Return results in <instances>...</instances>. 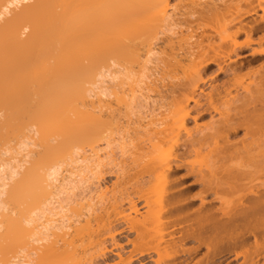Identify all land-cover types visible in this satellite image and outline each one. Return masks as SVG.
<instances>
[{
    "label": "bare ground",
    "instance_id": "1",
    "mask_svg": "<svg viewBox=\"0 0 264 264\" xmlns=\"http://www.w3.org/2000/svg\"><path fill=\"white\" fill-rule=\"evenodd\" d=\"M177 1L179 5L173 6L170 0H0V112L4 113L0 119V144H6L8 150L3 155L0 153V264H94L98 257L107 254L106 244L115 240L112 216L135 232L132 246L141 256L151 251L157 254L170 252L172 257L168 258V264H178L181 261L179 252H183L182 255L186 252L191 258L196 250L204 247L208 253L205 264H232V260L237 262L240 257L241 264H264V0H241L243 3L240 0ZM183 7L189 8L190 14L182 13ZM188 17L194 18L195 22H188ZM178 20L191 24L186 37L181 36L180 29L185 24ZM192 23L194 28L197 25L195 31ZM164 26L170 30L169 33L177 26L179 30L171 33V37L162 33L164 38L167 36L166 40H158L161 43L164 40L166 45L156 46L165 48L161 52L153 44L158 42L159 29L164 30ZM150 45L160 51L156 53L158 58ZM167 48L171 49L170 53L165 52ZM245 49L250 58L253 57L252 61L246 58V63L241 58ZM164 53L168 55L162 57ZM143 54L146 60L155 56L159 61L162 57L159 63L177 75H169L165 71L166 77L169 79L173 75L169 80L177 79L179 85L174 80L178 85L176 90L175 85L170 87L174 82H169V100L164 97L165 90L159 91L167 102L164 101L161 108L157 106L158 110L164 106L168 107L167 110L158 111L152 106L158 112L153 111L151 105L147 107L149 101L147 104L144 100L148 110H139V113L134 109L129 117L133 120V115L138 120L129 122L126 113H131L132 105L134 108L141 105H137L140 98H136L133 86L136 83L140 86V82L142 85L148 83L152 74L149 72L156 67L148 69L147 65L157 60L151 62L150 59L151 63L144 61ZM140 58L143 59L141 62ZM136 63L143 65L138 68ZM111 64H114L113 69ZM209 64L217 65L222 71L225 69L227 73L223 77L227 79L217 87H221L219 90H212V95L210 91L206 97V89L204 93L201 90L203 78L206 79V72L203 77L204 67ZM222 64L226 68L220 67ZM115 65L121 66L119 70ZM158 67L160 70V64ZM120 69H127L126 74ZM164 69L161 67L158 71L162 73ZM243 69L248 72H243ZM145 70H150V75L144 74ZM113 74L122 78L116 81ZM108 75H113L118 84L111 79L112 85ZM105 79L110 81L111 88L104 87L109 86L104 85L108 82ZM142 85L139 88L144 89ZM114 86L117 89L128 88L123 89L126 90L124 93L121 88L115 91ZM163 86L160 88L164 89ZM232 88L235 90L233 93ZM119 90L122 93L118 94ZM202 93L208 99L201 97L208 101L205 103L214 112L210 114L214 115H210L208 123L198 124L194 117V122L191 119L194 106L203 103L202 100L199 102ZM126 94L131 101L135 100L131 106ZM156 94L158 96V91ZM161 94L159 97L163 102ZM109 99L114 102H108ZM119 105H124L122 111L125 114ZM114 108L121 111V117L120 114L115 115L117 110ZM135 112L141 117L138 118ZM119 117L122 118L121 123ZM127 118L126 126L123 122ZM23 120L31 121L28 125L34 123L36 127H24ZM116 123L119 127L122 123L127 127L123 129L125 139L120 136L123 140L128 139L129 143L124 142L127 148L132 145L129 158L125 155L129 150L121 149L122 138L117 132L123 127L119 129ZM135 123L138 129L133 128ZM22 125L26 130L28 128L27 131L29 127L30 131L31 128L37 129L39 135L34 136L38 134L34 130L33 136L29 133L31 137L28 134L23 137L24 141L18 142V146L9 148L12 142L10 133L19 135L20 129L27 132ZM130 128L133 130L126 132ZM238 130H242L239 133L241 138L237 137ZM116 133L118 142L115 146L120 142L116 148L124 152L120 153L124 157H120L122 160L118 154L114 155L115 147L114 153L111 146L110 150L108 148L111 136ZM6 134L7 138L4 137ZM53 137L59 141H52ZM31 138H38L41 145L36 147L38 141L33 140L35 144L29 148L27 143L29 140L32 142ZM14 139L20 140V136ZM7 141L9 145L5 143ZM36 148L38 157L42 154L41 158L36 159L32 151ZM77 148L81 150L76 151ZM26 149H31L29 152L34 155L30 157L28 154L30 162L33 163L35 158L31 166L25 156L28 153ZM74 151L81 155L75 153V157ZM6 152L16 153V156L10 154L14 157L11 159ZM116 156L121 161L118 162ZM116 160L118 164L114 166ZM61 165H69V170L62 166L66 169L61 168L62 174L67 170L71 172L60 183L57 177ZM107 165L119 169L122 175L128 174L126 178L119 174L121 182L132 176L129 188L128 185L126 188L120 185L123 190H118V185L108 190L102 179V182L95 180L94 190L91 189L98 193L99 205L103 207L104 202L110 206L111 216L108 212L103 216L109 207L106 204L104 210L101 206L86 203L85 195L91 191L86 189L87 194H84V189L80 192L83 186L80 188L79 185L87 180L85 172L97 178ZM182 167L186 175H194L193 183L197 185L198 192L192 197L187 190L188 193L180 188L179 171H176ZM129 172H133L132 175ZM128 181L124 184H129ZM55 182L60 184L55 186ZM78 189L80 195L74 192ZM134 197L142 200L143 212ZM64 207H70L76 220L64 221L61 218L63 222L58 224L53 217ZM74 238L75 241L76 238L87 241V247L90 245L88 242H93L90 239L96 238V246H92L96 247L98 256L81 260L84 256L80 252L87 256L88 248L80 240L72 244ZM185 241L196 246L182 250ZM116 243L113 246H117ZM78 244L83 246L81 251L79 246L76 248ZM75 249L79 250L78 257L65 255V252L73 254ZM22 252L27 254L20 256ZM116 255L122 260L120 252ZM165 260L168 261L166 257Z\"/></svg>",
    "mask_w": 264,
    "mask_h": 264
},
{
    "label": "rangeland",
    "instance_id": "2",
    "mask_svg": "<svg viewBox=\"0 0 264 264\" xmlns=\"http://www.w3.org/2000/svg\"><path fill=\"white\" fill-rule=\"evenodd\" d=\"M235 1L237 2V0H235ZM235 1H233V3H234ZM240 1H241V0H240ZM244 1H245V0H243V2H244ZM170 2H171V4H172L173 6H174V5L176 6L177 4L179 5V3H178L177 0H170ZM174 2H175V3H174ZM243 2L241 1V3H243ZM234 4H236V3H234ZM184 8L186 9V7H183V9H181V10H182L181 12H182V13L185 12L187 15L190 14V12H189L190 9L188 8L189 10L186 9V11H184V10H185ZM187 10H188V11H187ZM188 12H189V13H188ZM191 13H192V11H191ZM184 15H185V14H184ZM185 16H186V15H185ZM183 17H184V16H183ZM183 17H182V18H183ZM189 18H190V17H188V19H189ZM192 18H193V17H192ZM196 18H197V17H196ZM196 18H195V19H196ZM185 19H186V18H185ZM185 19H184V20H185ZM193 19H194V18H193ZM193 19H189L188 22H189V21H190V22H191V21H192V22H195V20H193ZM181 20H183V19H181ZM181 20H180V21L178 20V22L180 23ZM176 21H177V20H176ZM185 23L187 24V22H185ZM185 23H182V22H181V24H185ZM181 24H179L180 27H181ZM186 24H185V25H186ZM188 24H189V23H188ZM196 24H197V23H195L194 25H196ZM185 25H184V27H183V25H182V27L180 28L183 34L181 35V34L178 33V34L181 35V36H183V35L185 36V34H186V30L188 31V26H189V25H190V27H191V24L186 25L187 28H186ZM166 26H167V25H166ZM166 26H164V27H165L164 30L159 29V30L161 31V33H160V31H159L160 34H158V35H159L158 38L156 37L157 40L159 39L160 41H162L161 39H165L167 36H168V37H171V36H172V35H170L171 33L173 34V32H177V30H179V27H178V26H177V28H175V30H174V28L172 27V28H173V29H172V32L169 33L170 30H168V29L166 28ZM192 26H193V23H192ZM167 27H168V26H167ZM190 27H189V30H190ZM168 28H169V27H168ZM196 28H197V25L195 26V28H194V26H193L194 31L196 30ZM166 29H167L168 31H165ZM173 30H174V31H173ZM163 31H165V32H163ZM178 32H180V31H178ZM190 32H192V34H193V31H192V30H191ZM190 32H189V33H190ZM198 32H199V31H198ZM198 32L196 31L195 33H198ZM26 33H27V32H26ZM162 33L165 34V35H167V36L164 38L163 36H165V35H162ZM24 35H25V34H24ZM161 35H162V36H161ZM169 35H170V36H169ZM179 35H177V36H179ZM186 35H188V34H186ZM185 37H186V36H185ZM159 40H158V42H156V39H155V41L152 40L153 42H156V43H155L156 45L152 43V44L155 46L154 48H158V49H159L160 47H156V46H158V45L161 46V44L165 42V41L163 40V42L161 43ZM165 40H166V39H165ZM159 42H160V43H159ZM167 42H169V41H167ZM176 42H177V40L174 41V43H176ZM157 44H158V45H157ZM164 44H165V43H164ZM164 44H163L162 46H163V47H166V46H165L166 44H165V45H164ZM177 44H178V43H177ZM153 45H150V47L152 46L151 48H153ZM142 46H143V45H142ZM167 46L169 47V45H167ZM174 46H175V44H174ZM176 46H177V45H176ZM140 47H141V46H140ZM170 47H171V45H170ZM142 48H143V47H142ZM144 48H145V47H144ZM148 48H149V47H147L146 49H148ZM154 48H153V50H154ZM161 48H162V47H161ZM161 48H160V50H161V52H162L165 48H164V49H163V48L161 49ZM172 48H175V47H172ZM177 48H178V47H176L175 50H177ZM167 49H168V48H167ZM143 50H145V49H143ZM156 50H157V49L154 50V52H155L154 54H155V56L157 57L156 53H158V52H160V51H158V50L156 51ZM170 50H171V49L169 48L168 51L166 50L165 52H169V53H170ZM245 50H246V49H245ZM245 50H244V52L241 53L243 56L240 55V56H242L241 58H243V59H242L243 61L246 60V58H247V59L250 58V54L247 53L248 50H246V51H245ZM145 51H146V50H145ZM145 51H144V52H145ZM142 52H143V51H141V52H139V53H142ZM163 52H164V51H163ZM175 52L178 54V51H175ZM181 53H182V52H181ZM181 53L179 52V54H181ZM152 54H153V53H152ZM154 54H153V55H154ZM159 54H160V53H159ZM162 54H163V53H162ZM162 54H161V55H162ZM153 55H151V56H153ZM166 55H168V54H166ZM166 55H165V53H164V55H162V57H163V56H166ZM143 56H144V54H143L141 57H143ZM149 56H150V55H149ZM155 56H154V57H149V60L152 59L151 62H153V60H157L158 57L156 58ZM159 57H161V56H159ZM162 57H161V59H162ZM145 58H147V57H146V56L143 57L144 61H148V62H150L149 60H146ZM155 58H156V59H155ZM241 58H240V59H241ZM140 59H141V60H140V62H141L143 59H142V58H140ZM161 59H160V60H161ZM181 59H182V57H181ZM251 59H253V57H251L248 61H250ZM160 60H159V61H160ZM144 61H143V62H144ZM159 61H158V60H157V62L154 61V63H156V64L150 62V63H151V64L149 63L150 65H147L148 63H146V65L149 66L148 69H151V67H153V66H156L157 68H159V67H158L159 64H160L161 67H164V68H165V69L162 71V73L159 72V71H161V67H160V70L158 69L159 71L157 70L156 67H154L153 69H151V70H152L151 72H149L150 70H149V71H146V70H145V73H144V74H146V72H147L148 75H150L151 73L154 75V76L152 77V74H151V78H150V80L152 81V83H151L150 80H149V81L147 80L148 83H145L146 80H145V81L143 80L142 83H145V84H143V85H142L141 82H140V86H141V85L144 86V87H145V88L143 87L144 89H142V87L139 88L140 86H137V84H139V83L134 84V85H136L137 87H136V86H133V87L135 88V89H133V90H135V93H136L137 96H138V97L136 96V98H137V99L140 98V99H139L140 101H139V100H138V102L136 101V102H137V105L140 103L141 105H140V104H139V105H140L141 108H140V107H139V108H134V105H132V103L134 104L135 100H132V101H131L130 98H127V94H130V93H127V94H126V98L129 100V102L131 101V104H130V103L128 102V100L126 99L127 102L130 104V106H131V105L133 106V109H132V107H131L132 110L130 109V110H131V113H126V114H127L126 117H127V116L129 117L130 114H133L134 112H132V111H133L134 109H136V110H135L136 112H139V110H141L140 112H142V111L145 112V109L148 110L147 108H145V107L147 106V104H148V101H149V104H148L147 107H150L149 105H151V108H150V109L153 108L152 106H155L156 108H155V107H154V108L158 110V107L161 108V106H162L161 104H162V103H163V105H164V101H165V98H164V97H167V94H168L167 92L171 89L170 87L173 88V86L175 85V82L178 81V80H177V79H174V78H172L173 81H171L172 79L169 80L173 75L170 76V78L168 79V76L166 77V74H169V75H170V73H171V74H174L175 72H174V73H173L172 71L170 72V69L167 70L168 67L166 68L165 66H163L164 64H163V63H162V64L159 63ZM246 61H247V60H246ZM246 61H244V62L246 63ZM251 61H252V60H251ZM140 62H138V63H140ZM138 63H136V64H138ZM158 63H159V64H158ZM141 64H142V63H141ZM141 64H138V68H139V65H141ZM153 64H154V65H153ZM111 65H112V64H111ZM142 65H143V64H142ZM157 65H158V66H157ZM113 66H114V64L112 65V69H113ZM115 66H116V68L118 67L117 70H119V68L121 67V66L119 67V65H115ZM135 66H136V65L134 64V68H135ZM147 66H146V67H147ZM207 66H208V65H206V67H204L203 77H204V75H205L204 73L206 72V75H205L206 79L203 78L204 83H203L202 86H204V87H202V90H201V91L204 93V91H205V89H206V91H205V92H206V93H205L206 97H207V93H209L210 91H211L212 93H209V94L212 95V94H213V91H212V90H215V91H216V90H219V88H221V87H219L218 89H217V87L220 86V84L223 85L224 83L222 84V82H225L226 79H227V77H225L226 79H224V77H223V76L227 73V72L225 71V69L222 71V69L217 68V65H214V64H209V66H208L209 69L207 68ZM132 67H133V66L131 65V68H132ZM218 67H219V66H218ZM220 67H224V68H226V66H224L223 64H222ZM155 68H156V70H157L158 72L155 70ZM112 69H111V70H112ZM121 69H122V68H121ZM121 69H120V71H123V74H124V73L126 74V70H127V69H123V70H121ZM136 69H137V68H136ZM218 69H219V70H218ZM115 70H116V69H115ZM153 70H154V71H153ZM245 70H246V69H245ZM245 70L243 69L242 71L245 72ZM248 70H249V68H248ZM120 71H119V72H120ZM124 71H125V72H124ZM131 71H132V69H131ZM134 71H136V70H134ZM134 71H133V72H134ZM155 71H156V72H155ZM165 71H166V72L168 71V72L165 74ZM207 71H208V72H207ZM246 71H247V70H246ZM113 72H114V71H113ZM148 72H149L150 74H149ZM163 72H164V73H163ZM224 72H225V73H224ZM247 72H248V71H247ZM247 72H246V73H247ZM115 73H116V71H115ZM120 73H121V72H120ZM120 73L117 72V74H120ZM137 73H138V71H137ZM142 73H143V72H142ZM154 73H155V74H154ZM157 73H158V74H157ZM178 73H179V72H178ZM178 73H177V74H178ZM207 73L209 74V76H208ZM246 73H245V74H246ZM139 74H140V73H138V75H139ZM147 74H146V75H147ZM156 74H157V75H156ZM160 74H161V75L164 74V75H162V79H161ZM113 75H115V74H113ZM113 75H108V76L112 77V78L108 77V79H110L111 83H112V80H113ZM120 75H122V74H120ZM120 75H118V76H120ZM140 75H141V74H140ZM174 75H176V74H174ZM115 76H116V75H115ZM118 76H116V81H118L117 78H122V77H118ZM126 76H127V75H126ZM163 76H165V77H163ZM176 76H177V75H176ZM176 76H174V77H176ZM243 76H244V73H243ZM124 77H125V75H124ZM139 77H140V76H139ZM159 77H160V78H159ZM179 77L181 78V76H179ZM179 77H178V79H179ZM240 77H241V76H240ZM152 78H153V79H152ZM176 78H177V77H176ZM108 79H107V80H108ZM111 79H112V80H111ZM124 79H125V78H124ZM124 79H123L122 81H124ZM157 79H158V80H157ZM163 79H164V80H163ZM166 79H168V81H166ZM107 80L105 79V81H107ZM135 80H138V79H135ZM162 80H163V82L165 83L164 86L162 85L164 89L160 88V87H162V86H161V84L163 83V82H161ZM174 80H175V82H174ZM222 80H223V81H222ZM110 81L108 80V82H107L106 84H104V85H109V86H104V87H107V88L110 87V85H111ZM113 81H115V80H113ZM116 81H115V84H118V83H116ZM119 81H120V80H119ZM129 81H130V80H129ZM155 81H157V82L160 81V82L157 83V82H155ZM180 81H182V80L180 79ZM169 82H170V83H173V82H174V83H173V85L171 84L172 86H170V83H169ZM119 83H120V82H119ZM128 83H130V82H128ZM153 83H154V85H153ZM167 83H169V84H167ZM176 83H177V82H176ZM205 83H206V85H205ZM113 84H114V83H112V85H113ZM125 84H126V83H125ZM125 84H124V86H125ZM148 84H150V85L148 86ZM177 84L179 85V83H177ZM145 85H147V86H145ZM151 85L154 86V88H153ZM158 85H159V87H158ZM166 85H167V86H166ZM168 85H169L170 87H169ZM178 85H177V86H178ZM88 86H89V85H87V88H88ZM150 86H151V87H150ZM177 86L175 85L176 90H177ZM111 87H112V86H111ZM111 87H110V88H111ZM117 87H118V85H117ZM117 87H115V86L113 87V88H116V89H114L115 91H117L118 89H120L121 87H123V85H122L121 87L119 86L120 88H118V89H117ZM131 87H132V86H131ZM148 87H149V88H148ZM165 87H166V88H165ZM167 87H168V88H167ZM35 88H37V87H35ZM126 88H128V87H126ZM126 88H121V89L123 90V89H126ZM136 88H137V90H136ZM150 88L153 90V92H152V90H151ZM169 88H170V89H169ZM213 88H215V89H213ZM89 89H92V87L89 88ZM121 89H120V90H121ZM141 89H142V91H141ZM146 89H147L148 91H147ZM158 89H159V90H158ZM203 89H204V90H203ZM232 89H233V90H232ZM232 89H231V90H232L231 92L233 93V91H235V90H234V88H232ZM36 90H37V89H36ZM36 90H35V91H36ZM110 90H111V89H110ZM120 90H119V91H120ZM126 90H127V89H126ZM126 90H123L122 92H124V91H126ZM162 90H163V91L165 90L166 93L163 92ZM173 90H175V89H173ZM176 90H175V91H176ZM139 91H140V92H139ZM149 91H151V92H149ZM154 91H156V92H154ZM157 91H158L159 94H161L160 92L162 91V92L164 93V95H166V96L163 95L164 97L162 96L163 93L160 95L161 97H163V102H161L162 99H160L159 94H158V96H157V94H156ZM159 91H160V92H159ZM175 91H174V92H175ZM32 92H33V90H32ZM32 92H31V93H32ZM36 92H37V91H36ZM122 92L120 91L118 94H120V93H122ZM127 92H129V91H127ZM138 92H139V93H138ZM142 92H143V93H142ZM147 92H148L149 94H148ZM170 92H171V91H170ZM170 92H169V93H170ZM34 93H35V92H34ZM124 93H125V92H124ZM124 93H123V94H124ZM135 93H134V95H135ZM144 93H145V94H144ZM172 93H173V92H172ZM172 93H171V94H172ZM203 93H202V94L200 95V97H199V99H200L199 102L201 103V100H202L203 103H205V102L207 103L208 101L205 100V99H208V98H206L205 95H203ZM214 93H215V92H214ZM36 94H37V93H36ZM139 94H140V95H139ZM146 94H147V95H146ZM32 95H33V94H32ZM124 95H125V94H124ZM134 95H133V97H134ZM202 95H203V96H202ZM33 96H34V95H33ZM36 96H38V95H35V97H36ZM144 96H145V97H144ZM149 96H150V99H146V97L148 98ZM169 96H171V95H168V97H167L168 100L170 99ZM201 96L204 97L205 99H203ZM111 97H112V96H111ZM111 97H110V98H111ZM118 97H119V96H118ZM121 97H122V96H121ZM130 97H132V96H130ZM133 97H132V98H133ZM208 97H209V96H208ZM38 98H39V97H38ZM112 98H114V97H112ZM112 98H111V99H112ZM124 98H125V96H124ZM132 98H131V99H132ZM134 98H135V97H134ZM134 98H133V99H134ZM136 98H135V99H136ZM141 98H143V99H141ZM201 98H202V99H201ZM141 100H143V101H141ZM144 100H145L146 103H147L146 105L144 104V103H145ZM147 100H148V101H147ZM151 100H152V101H151ZM203 100H204V101H203ZM111 101H112V100L109 99L108 102H110V103L114 102V101H112V102H111ZM133 101H134V102H133ZM153 101H154V103H152ZM155 102H156V103H155ZM166 102H167V101H165V103H166ZM151 103H152L153 105H152ZM168 103H169V102H168ZM168 103L165 104V105H168ZM203 103H201V105H200L199 103H197L198 106H194V107H195V108H194L195 111H193V110H192V111L195 112V114H193V112H192V115H194V116H192L191 122H194L193 119L195 118V122H196V120H197L198 124H199V123H200V124H204V123H208L209 120L211 119V118H210V115H211L210 113H214V112L208 108V106H207L206 103H205V105H204ZM114 104L116 105L117 103L115 102ZM142 104H143V106H144V109L142 108V107H143ZM156 104H157V105H156ZM137 105L135 104V107H136ZM199 105L201 106L202 109H197V107L200 108ZM202 105H203V106H202ZM110 106H111V108L113 107V105H110ZM121 106L123 107L124 105H121ZM157 106H158V107H157ZM115 107H116V106H115ZM117 107H118V105H117ZM122 107H120V105H119V108H120L121 111H122V109H123ZM164 107H165V108H164ZM164 107H162V109H166V106H164ZM124 108H125V107H124ZM154 108H153V109H154ZM150 109H149V110H150ZM153 109H152V110H153ZM155 109H154L153 111H156ZM162 109H161V110H162ZM167 109H168V107H167ZM167 109H166V110H167ZM192 109H193V108H192ZM196 109H197L199 112H198ZM111 110H112V109H111ZM116 110H117V109H116ZM116 110H115V108H114V111H116ZM161 110H158V111H161ZM209 110H210V111H209ZM121 111H119V109H118V110L116 111L117 113L115 112V115L117 114V116H118V114H120V117H121ZM126 111H127V110H126ZM158 111H156V112H158ZM118 112H119V113H118ZM123 112H124V110L122 111V114H125V112H124V113H123ZM136 112H135V114L137 115V117H138V118L141 117V115L139 114L140 112H139V113H136ZM162 112H163V110H162ZM197 112H198V113H197ZM196 113H197V114H196ZM3 114H4V113L0 112V115H1L0 119L2 118ZM128 114H129V115H128ZM141 114H143V113H141ZM213 115H214V114H212L211 116H213ZM134 116H135V115H134ZM120 117H119V118H120ZM123 117H124V115L122 116V118H123ZM126 117H124V119H125ZM131 117L133 118V120L129 117V122H132V121L135 122V120H138V119L135 118L136 116L133 117V115H132ZM193 117H194V118H193ZM115 118H116V116H115ZM119 118H118V119H119ZM122 118L119 119V120H120L119 123L122 122V121H121ZM25 119H26V118H25ZM116 119H117V118H116ZM130 119H131V121H130ZM26 120H27V119H26ZM26 120H23L24 127H28V126L30 125V124L28 125V123H31V121H29V122L27 121V122H26ZM119 120H116V122L119 121ZM0 121H1V120H0ZM127 122H128V118H127L126 121L123 122V123L127 126V124H126ZM23 123H22V124H23ZM25 123H27V124L25 125ZM119 123H116L118 127H119ZM123 123L121 124L122 126L120 125V127H119V129H121V127H123L120 131H117V130H118L117 127L115 128V129H117L116 131L118 132L119 138L121 137L120 135L125 134V133L123 132V129H125L126 126L123 125ZM27 125H28V126H27ZM31 125H34V123H32ZM31 125H30V126H31ZM135 125H137V124H136V123L133 124V128H137V126H135ZM130 126H131V125H130ZM24 127H23V125H22V129H23ZM31 127H32V126H31ZM34 127H36V125H34ZM126 128H127V127H126ZM133 128H130L131 130H127V129H126V132H127V131H128V132H129V131L131 132V131L133 130ZM24 129H25V128H24ZM31 129H32V131H30V127H29V131H30V132L27 131L28 128H27V130L25 129L27 132H24V130H21V129H20V134H19V135H16L15 133H10V134H9V136H10L9 138H12V142L10 141V144H11V145L8 146V145H9V142H8V141L5 142V143L8 144L7 146H8L9 148H12V146H13V147H14V146H18V145H19L18 142H21V140H23V137H26V135H28L29 133H32V136L34 135L33 132H34L35 129H34V130H33V128H31ZM128 129H129V127H128ZM137 129H138V128H137ZM241 129H242V128H241ZM36 130H37V129H36ZM36 130H35V132H36ZM113 130H114V129H113ZM242 130H243V129H242ZM242 130H241V131H242ZM121 131H122L123 133H122ZM241 131L238 130V133H237L238 135H237V137H240V138H241L242 134H239V133H241ZM23 132H24V133H23ZM36 133H38V132H36ZM119 133H122V134H119ZM17 134H18V133H17ZM30 135H31V134H29V136H30ZM38 135H39V133H38L37 135H34V136H38ZM116 135H117V133H116L115 135L113 134L114 137L111 136V138L113 137L112 139L110 138V140L113 141V143L115 142V144L113 145L112 142L109 140V142H110L111 144L109 145V147H108V146H107V147H108L109 150H110V146H111V150L113 151V153H114V147H115V149H116L115 152H116V153H115L114 155H117V154H118L119 158L122 157L123 159H124L123 155L120 156V153L122 152L121 149L123 150V148H124V151H127L126 149H128L129 151H127L125 155H126V157L129 158L128 155H131L130 152L132 151V149H131V148H132V145H131V148H130L129 146H128V148H127V145H126V144L129 143V141H128V139H126L128 142H126V140H123V138L125 139V137H126V136L124 137V135H123V136H122L123 138L121 137L122 139H120V140H121V143L119 142V143L122 145V147L120 146L121 149L118 147V148L120 149V151L117 150L116 147L119 146L120 144L118 143V145L115 146L116 143L118 142V139H117V136H116ZM7 136H8V134H6V136H4V137L7 138ZM19 136H20V140L18 139L19 141L14 139V138H18ZM21 136H22V137H21ZM115 136H116V139H117L116 141H114V140H115ZM30 137H31V136H30ZM237 137H236L235 139H238ZM9 138H8V139H9ZM21 138H22V139H21ZM32 138H33V137H32ZM32 138H31L32 142L29 140L31 143H29V141H28L29 144L27 143V145H30L29 148L31 147V145H33L32 143L35 144V141L33 142V140L38 141V138H37V139H36V138L32 139ZM25 139H27V138H25ZM29 139H30V138H29ZM53 139H54V140H52V139H51V140H52V141H55V142H58V141H59V140H57V139H59V138H57V137H56V138L53 137ZM113 139H114V140H113ZM2 140H4V139H2ZM2 140H1V141H2ZM5 140H7V139H5ZM9 140H10V139H9ZM14 140H15L16 142H15ZM23 141H24V140H23ZM23 141H22V142H23ZM52 141H51V142H52ZM122 141H123V142H122ZM55 142H54V144H57V143H55ZM124 142H125L126 144H125ZM2 143H3V142H2ZM12 143H13V144H12ZM14 143H17V144H14ZM24 143H26V142H24ZM36 143H37V142H36ZM39 143H40V141H38V144H36L35 146L38 147ZM123 143H124V144H123ZM51 144H52V143H51ZM2 145H4V144H2ZM2 145L0 144V146H1V147H0V148H1L0 153H2V155H3V153L5 154V151H8V150H7V148H6V144L4 145V147H2ZM40 145H41V144H40ZM40 145H39V146H40ZM24 146H26V144H25V145H22L21 148H23ZM33 146H34V145H33ZM125 146H126V148H125ZM27 147H28V146H27ZM79 147H80V146H79ZM79 147H78V148H79ZM102 147L105 149L106 146H105L104 144H102ZM5 148H6V149H5ZM29 148H28V149H29ZM33 148H34V147H33ZM39 148H41V147H39ZM74 148H75V147H74ZM78 148L75 149V150H76V151H80L81 148H83V147H81L80 150H79ZM84 148H85V145H84ZM84 148H83V150H84ZM86 148H87V147H86ZM86 148H85V149H86ZM100 148H101V146H100ZM108 148H107V150H108ZM129 148H130L131 150H130ZM13 149H14V148H13ZM28 149H26L27 151L25 150L26 153L28 152L27 154H25V156H27V158H28V154L30 153L29 151H31V149H30V150H28ZM37 149H38V148H36V149H32V151L34 150L33 153L37 155V156L35 155L36 159H37V158H41V155H42V154H40V156L38 157V154H39V153H38V151H35V150H37ZM10 150H11V149H10ZM41 150H42V148L39 149V151H41ZM73 150H74V149H73ZM23 151H24V150H23ZM112 151H111V152H112ZM35 152H36V153H35ZM111 152H109V153H111ZM128 152H129L130 154H129ZM6 153H7V152H6ZM31 153H32V152H31ZM31 153H30V154H31ZM40 153H41V152H40ZM42 153H43V150H42ZM75 153H76V152L74 151V154H75ZM82 153H83V151H82ZM123 153H124V152H122L121 154H123ZM7 154H9L7 157H10L11 159L14 158V157L16 156V153L14 154L13 152H9V153H7ZM10 154H12V155L14 154V157H13V156L11 157ZM22 154H23V153H22ZM22 154H21V155H22ZM76 154H79V156L81 155L80 153H76ZM76 154L74 155L75 157H76ZM2 155H1V156H2ZM32 155H33V154H31L30 157H34V155H33V156H32ZM131 156H132V155H131ZM4 157H6V156H4ZM7 157H6V158H7ZM126 157H125V158H126ZM10 158H9V159H10ZM17 158H18V157H16V161L18 162ZM20 158H22V156H20ZM20 158H19V160H22V159H20ZM116 158H118V157L116 156ZM119 158L117 159L118 162L122 160V158H120L121 160H120ZM128 158H127V159H128ZM4 159H5V158H4ZM9 159H6V160H9ZM25 159H26V158H25ZM29 159H31V158H28V160H27V159H26V160H27V162H28V165L31 163V164H30V166H31L33 163H35V158L33 159V163L30 162V161H32V160H29ZM114 159H115V157H114ZM127 159H126V160H127ZM117 160H116V162H117ZM39 161H40V160H39ZM37 162H38V161H37ZM116 162H114V163H115L114 166L118 164V162H117V163H116ZM128 163H129V162H128ZM112 164H113V163H112ZM119 164H120V163H119ZM28 165H27V166H28ZM110 165H111V164H110ZM25 166H26V165H25ZM30 166H29V167H30ZM62 166H65L66 169L69 168V165H61L59 172H60V171H61V172H64V171H62V170L64 169ZM66 166H67V167H66ZM107 166H108V167H107ZM107 166H106L105 169L103 168V171H104V172L101 171V173L98 175L97 178H95V176H94V178H92V176H90V174L88 173V171L85 172V174H84L85 176L82 175V177L84 176L87 180H86V182H82L83 184H82V183L79 184V185H80V188H81V185L83 186V187L81 188V191H80V192L85 191L86 193L84 192V194H87V191H88V190L91 191V192L89 193V195H88V194L85 195V198H86V200L88 201V202H86V203H88V204L90 203L92 206L94 205V207H96V206H101V209L103 208L104 210H105L104 207H105V204H106V203L103 202V204H104L103 207H102V205H99V204H101V203H99V197L97 196L98 193L95 194L96 192L92 191V189H91V188H93V190H94L93 185L95 186L96 181H101V179H102V181H104L103 184H105V186H107L106 189H108L109 187L112 189V186L114 187V186H117V185H118V186L120 187V185L122 186V184L124 185V187L128 185V188H129V185H130V183H131V179H132V176H131V177L129 178V179H130V182L128 181L129 179H125V180L122 179L123 182H121V176H124V177H125V176H128V174H127V173H124V174H126V175H124V174L122 175V174H120V173H123V172H122V171H118L119 169L117 170V168L115 169V168H113L112 166H111V168L109 167V165H107ZM29 167H28V168H29ZM23 168H24V167H23ZM61 168H62V170H61ZM107 168H108V170H107ZM66 169H64V170H66ZM109 169H110V170H109ZM23 170H24V169H23ZM68 170H69V169H68ZM68 170H67V173H64V174H62V173L60 172L61 176H60V174H59V172H58V175H59L60 177L58 176L57 179L59 178L58 181H60V183L63 181L62 179H65V178H67L68 176H70L69 173L71 172V170H70L69 172H68ZM115 170H116V171H115ZM105 171H106V172H105ZM178 171H179V176H180V177H178V175H177L178 173L176 174V177H178V182L180 183V186H182V187H180V188H183L184 191L187 190L189 193H188L187 191H186V192L189 194V196L191 195V197H192L193 195H195V194L198 192L197 185L193 183V182H194V181H193V176H194V175H192V174H189V176L186 175V173L183 171V167H182L181 169L178 168V170H177L176 172H178ZM65 172H66V171H65ZM117 172H118V173H117ZM119 172H120V173H119ZM102 173H103V174H102ZM132 173H133V172H131V173L129 172V175H132ZM88 174H89V175H88ZM117 174H118V175L120 174L121 176H120V175L117 176ZM86 175H87L89 178H87ZM104 175H105V176H104ZM100 176H102L103 178L100 177ZM115 176H116V177H115ZM61 177H63V178H61ZM114 177H115V178H114ZM124 177H122V178H124ZM99 178H100V180H99ZM117 178H118V180H119L118 182H117ZM119 178H120V179H119ZM125 178H126V177H125ZM180 178H181V179H180ZM93 179H94V180H93ZM66 180L69 181L68 179H66ZM83 180H85V179H83ZM95 180H96V181H95ZM194 180H195V177H194ZM58 181H56V182H58ZM102 181H101V182H102ZM109 181H110V182H109ZM127 181L129 182V184H126V185H125L124 183H126ZM133 181H134V180H133ZM180 181H181V182H180ZM56 182H55L54 184H55V186H58L60 183L58 184V183H56ZM116 182H117L118 184H117ZM91 183H92V184H91ZM106 183H107V184H106ZM119 183H120V184H119ZM192 183H193V184H192ZM57 184H58V185H57ZM77 185H78V183H77ZM88 185H89V186H88ZM101 185H102V183H101ZM103 186H104V185H103ZM89 188H90V189H89ZM122 188H123V186H122ZM122 188L120 187L118 190H121ZM125 188H126V187H125ZM83 189H84V190H83ZM86 189H87V191H86ZM190 189H191V190H190ZM79 190H80V189H78V192H77V191H74L75 194L80 195L81 193L79 192ZM82 190H83V191H82ZM108 190H109V189H108ZM122 190H123V189H122ZM128 191H129V190H128ZM93 192H94V193H93ZM123 192H124V191H123ZM123 192H122V193H123ZM129 192H130V191H129ZM119 193H120V192H119ZM119 193H118V195H120ZM124 193H125V192H124ZM84 194H83V195H84ZM122 195H123V194H122ZM122 195H121V198L123 197ZM4 198H5V195H4ZM90 198H91V199H90ZM95 198H96V199H95ZM123 198H124V197H123ZM136 198H137V197H134V201H136V204H138V206H139L138 208L140 209V211H141V209H142V212H143V209H144V208H143V202H142L141 199L139 200V199L137 198V199H138V200H137ZM1 200H3V199H1ZM5 200H6V199H5ZM5 200H4V202H5ZM86 200H85V201H86ZM89 200H90V201H89ZM93 200H94V201H93ZM119 201H120V200H119ZM97 202H98V203H97ZM95 203H96V205H95ZM139 204H140V205H139ZM106 206H109V205L106 204ZM65 207H67V206L65 205ZM65 207L63 208V211H64V212H63V211H59L58 214H57V215H59V216L56 215L57 217L55 216V217H53L54 219L52 218L53 220H55L56 222H58V224L63 222L62 219H63L64 221H67V219H70V220H76V219L74 218V216L71 214L72 212L70 211V210H71L70 207L67 208V209H66ZM108 208H110V206L107 207V209L103 212V216H104V214H105L106 212H108V214H110V216L112 215V213L110 212V209H111V208H110V209H108ZM64 209H65V210H64ZM57 211H58V210H57ZM61 212H62V213H61ZM109 212H110V213H109ZM69 213H70V214H69ZM106 214H107V213H106ZM69 215H70V216H69ZM101 215H102V214H101ZM66 216H67L68 218H67ZM71 216H72V217H71ZM103 216H102V217H103ZM112 217H114V216H112ZM112 217H110L111 220H113V221H112V222H113V223H112V224H113L112 226H115V227H116V229H115V227H114V230H115V231L113 232V234H114L113 236H114V238H115V240H114L115 242L113 241V242L111 243L112 245L110 244V242H108V243L106 244V245H107L106 248L108 249L107 252H106L107 254L104 255V257H102V258H99V257H98V259L96 260V263H94V264H166V262H167V264H168L169 259L172 257V255H171L172 253H170V252H169V253L167 252V254H169L168 257H167V254L164 253V252H161V254H160V252H159V253H158V254L160 255V256H159V255L157 254V252L155 253V252H152V251L149 252V253L146 254V255H143V256H141L140 254L138 255V251H137L138 249L136 250V248H135L134 246H132L133 243H134L133 240H135V237H134V236H135V232L132 231V230L130 231V230L128 229V227H127L126 225H124L123 221H118L119 219L116 221L117 218L113 219ZM61 218H62V219H61ZM72 218H73V219H72ZM60 219H61V220H60ZM111 220H110V221H111ZM114 220H115L116 222H114ZM121 224H122V225H121ZM116 225H117V226H116ZM71 236H72V235H71ZM73 237H74V236H73ZM73 237H72V238H73ZM76 237H77V236H76ZM104 237H105V236H104ZM104 237H103V238H104ZM103 238H102V239H103ZM105 238H108V236L105 237ZM177 238H178V237H177ZM70 239H71V237H70L68 240H70ZM76 239H77V240H80V241H79L80 243L83 241V240H81V239H79V238H76ZM82 239H83V238H82ZM85 239H86V238H85ZM87 239H88V238H87ZM92 239H94V240H91V239H90V241H93V242H92V243L88 242V243L90 244L88 247H87V244H86L87 241H86V242H82V244L85 243V244H83V245H86V246H84V247H87V248H88V251H87V252H89V253H87L88 255L85 256L86 253H85V255H84V253L81 254V252H80V255H82V257L84 256L83 258H81V260H82V259L89 260V258H90L91 256H93V258H94V256H95V257L98 256L99 253H97L96 247H94V248H95V250H94V248H93V246H92V245L96 246V245H95V239H96V238H92ZM102 239H101V240H102ZM174 239L177 241V239H176L175 236H174ZM68 240H67V241H68ZM77 240H76V241H77ZM73 241H75V238L73 239ZM76 241H75V242H71V243H72V244H73V243L75 244ZM84 241H85V240H84ZM96 241H98V240H96ZM69 242H70V241H69ZM69 242H67V244H68ZM77 242H78V241H77ZM116 242H117V243H116ZM132 242H133V243H132ZM93 243H94V244H93ZM113 243H116L117 246H113ZM183 243H184V242H183ZM59 244H62V243H59ZM68 245H70V244H68ZM68 245H65V247L67 246V250H68ZM79 245H80V244L76 245V248H79V247H80ZM59 246H60V248L63 247V246H61V245H59ZM78 246H79V247H78ZM90 246H91V247H90ZM112 246H113L114 248H113ZM183 246H184V247H181L182 250H183V249L186 250V249L191 248V247L193 248V247L196 246V245H193V243H192L191 241H185V243L183 244ZM82 247H83V246L80 247V249H79L80 251H81ZM89 247H90V248H89ZM72 248H73V247H72ZM87 248H86V250H87ZM115 248H116V249H115ZM119 248H120V249H119ZM90 249H91V250H90ZM92 249H93V251H92ZM97 249H98V248H97ZM114 249H115V250H114ZM62 250L65 251L64 248H62ZM71 250H72V249H71ZM79 250L76 251V249H75V252L73 251V252H74L73 254H68L67 252H65V255H70V256L74 255V257H75V255L79 254V252H78ZM89 250H90V251H89ZM110 250H112V251H110ZM180 250H181V249H180ZM68 251H70V250H68ZM116 251H117V252H116ZM76 252H78V253H76ZM118 252H120L121 255H123V256H121V257H122V260H121L120 258H118V256L116 255ZM70 253H71V252H70ZM114 253H115V254H114ZM182 253H183V252H181V253L179 252V253H178V256H180L181 261L184 260L185 262H184V261H182V262L179 261L178 264H205V260L207 259V256H208V253H207V251H206V249H205L204 247H201L200 249L196 250V252H194L193 256H191V258L188 257L187 254H185L186 252H185L183 255H182ZM24 254H27V253H26V252H25V253L22 252L21 255H20V254H19V255H20V256H22V255L25 256ZM205 254H206V255H205ZM19 255H18V256H19ZM65 255H64V256H65ZM170 255H171V256H170ZM20 256H19V257H20ZM26 256H27V255H26ZM78 256H79V255H77V257H78ZM115 256H116V257H115ZM164 256L166 257V259H167L168 261L165 260V257H164ZM186 256H187V257H186ZM33 257H34V256H33ZM33 257H32V258H33ZM184 257H185V258H184ZM168 258H169V259H168ZM183 258H184V259H183ZM231 258H232V257H231ZM119 259H120V260H119ZM157 259H158V260H157ZM187 259H188V260H187ZM75 260L77 261L78 258H77V259L75 258ZM85 260H83V261H85ZM164 261H166V262L164 263ZM162 262H163V263H162ZM241 262H242V259H241V257H240V258L238 259L237 262H235V261L232 260L231 263H232V264H241ZM86 263L90 264V262H86ZM77 264H78V263H77ZM80 264H85V263L83 262V263H80Z\"/></svg>",
    "mask_w": 264,
    "mask_h": 264
}]
</instances>
